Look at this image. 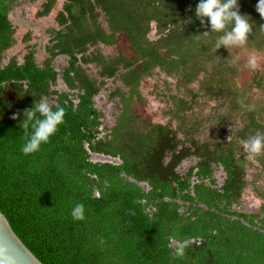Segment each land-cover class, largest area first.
I'll list each match as a JSON object with an SVG mask.
<instances>
[{
	"label": "trees",
	"instance_id": "trees-1",
	"mask_svg": "<svg viewBox=\"0 0 264 264\" xmlns=\"http://www.w3.org/2000/svg\"><path fill=\"white\" fill-rule=\"evenodd\" d=\"M15 1L0 0V213L29 252L41 264H264V196L245 189L241 147L225 139L221 126L200 139V129L184 122L192 104L182 98L170 97L158 123L138 124L131 108L143 102L138 85L154 70L179 78L183 87L198 83L197 91L209 98L219 97L236 71L225 48L214 47L219 34L194 38L210 32L207 19L202 27L195 16L199 0H64L54 14L57 29L44 43L42 66L31 51L20 63L10 58L2 64L13 44L8 13ZM258 2L238 0L240 14L254 25L244 47L257 52L264 50ZM52 6L46 0L37 14L46 15ZM118 33L132 53L129 59L106 58L97 48L86 54L97 44L113 45ZM56 55L66 56L60 79L70 95L51 90L55 72L49 64ZM89 64L101 79L120 84L109 93L120 111L108 148L94 140L99 115L92 99L101 83L86 74L82 66ZM187 92L192 99L193 90ZM41 96L53 110L64 109V122L26 156L19 125ZM17 112L19 118L10 119ZM255 113L239 119V142L264 133V119ZM87 152L116 156L119 163L90 160ZM255 160L264 169V153ZM180 163L189 166L178 175ZM136 182H145L148 193ZM256 199L262 217L240 211L241 201ZM77 203L85 206L83 221L71 217ZM170 236L193 239L184 257L173 256Z\"/></svg>",
	"mask_w": 264,
	"mask_h": 264
},
{
	"label": "rangeland",
	"instance_id": "rangeland-1",
	"mask_svg": "<svg viewBox=\"0 0 264 264\" xmlns=\"http://www.w3.org/2000/svg\"><path fill=\"white\" fill-rule=\"evenodd\" d=\"M45 1L16 0L11 5L8 20L13 28V44L3 52L2 64H5L10 58H14L15 61L20 63L22 55L27 51H31L34 62L38 66H42V63L47 58L44 43L49 39L50 32L57 29L54 23V14L57 10H60L64 0H53V6L49 13L40 16L37 13L41 11L42 4ZM99 20L102 27L105 28L102 18ZM152 34L148 35L151 41L153 40ZM90 48H97L106 58L121 55L129 59L132 55L121 33L116 34L115 41L111 46L97 44ZM225 53L230 57L229 65L235 67L236 71L229 75L225 87L221 85L223 89L218 94L219 97L216 98L205 96L202 90L197 91L199 85L196 82L183 87L179 78L167 77L157 70H154L149 77H143L138 85V91L143 102L141 104L132 102L131 105L133 115L137 117L138 124L144 122H162V118L166 117L167 101L170 102V97L176 96L192 104L191 110L184 112V122L187 126H196L200 129V132L197 134L200 139L207 135L206 133H212L211 135H213L214 130L221 126L224 136H226L225 139L227 138L228 140L230 136L229 142L233 141L235 146L239 145L242 149L241 141L239 142L235 139V133L240 127L239 119L248 117L250 110L247 106H254L251 111H255L264 119V50L257 52L252 49L248 50L243 46L230 50L225 49ZM251 56L257 58L258 67L255 70L246 67L247 61ZM234 58H238L235 65L231 63ZM66 60V56L58 55L51 60L50 64L53 69L61 72L66 66ZM93 67L92 65H88L85 70L90 78H96V68ZM231 75L233 76L230 77ZM198 78L199 84H202L201 87L203 89L206 88L207 84L203 81V78ZM117 87L120 88V84L117 81L105 80L98 94L92 100L94 108L100 112V123L107 129L110 128L113 123L112 121L117 118L116 116L120 111L116 99L108 97L109 91ZM188 89L194 92L192 99H190L191 95L187 92ZM51 90L57 93L67 92L69 95L72 92L64 87L59 77ZM218 121H221L219 125L217 124ZM170 124L174 125L172 121H170ZM244 127L245 125L241 126V130ZM241 149H239L238 154L241 153L244 159V174L247 178V187L245 189L251 188L252 190L256 188V192H261L264 196V169H259L256 160L249 161L244 156L246 154L243 149ZM187 166H189V163L181 164L182 168ZM243 198H247L246 191ZM258 206L259 201L257 199L252 202L241 201L239 209L243 213L256 214L260 218L262 214H259Z\"/></svg>",
	"mask_w": 264,
	"mask_h": 264
},
{
	"label": "clouds",
	"instance_id": "clouds-1",
	"mask_svg": "<svg viewBox=\"0 0 264 264\" xmlns=\"http://www.w3.org/2000/svg\"><path fill=\"white\" fill-rule=\"evenodd\" d=\"M261 21H264V0H259L255 7ZM195 16L200 21L201 26L205 25V18L210 25V32L204 31L200 35L194 36L197 40L200 37H207L211 33L219 34L215 40V49L218 50L224 47L227 50L243 47L248 41L249 35L253 31V24L250 23L248 15H241L238 5V0H199L195 8ZM259 32L264 35V23L259 25ZM238 58H234L231 63L235 65ZM246 67L255 70L258 67L257 58L251 56L246 64ZM242 103V102H241ZM47 96H41L33 106L25 109L23 112V120L20 123V128L24 131V143L21 145V152L24 155H31L38 152L41 145L47 144L50 138L57 132L58 127L64 122L65 111L62 107H55ZM249 110L254 106H247ZM20 113H14L10 119L17 120ZM230 136L228 137V140ZM246 158L249 161H255L256 157L264 153V133L256 132L247 139L241 142ZM90 160H99L106 162L104 157L107 155L90 153ZM113 164L119 163L117 157H110ZM135 182V181H134ZM139 187L147 184L136 182ZM140 184V185H139ZM97 196L96 192L93 193ZM71 217L74 221H83L85 219V206L83 203H77L71 210ZM170 246L173 248V256L182 258L185 256L186 249L190 246L189 238H178L170 236ZM99 243L103 245L105 240L99 238ZM6 255V249L0 247V257Z\"/></svg>",
	"mask_w": 264,
	"mask_h": 264
},
{
	"label": "water",
	"instance_id": "water-1",
	"mask_svg": "<svg viewBox=\"0 0 264 264\" xmlns=\"http://www.w3.org/2000/svg\"><path fill=\"white\" fill-rule=\"evenodd\" d=\"M111 162L110 157H104ZM193 242V239H190ZM0 247L6 249V255L0 257V264H41L13 233L8 222L0 213Z\"/></svg>",
	"mask_w": 264,
	"mask_h": 264
},
{
	"label": "flooded vegetation",
	"instance_id": "flooded-vegetation-1",
	"mask_svg": "<svg viewBox=\"0 0 264 264\" xmlns=\"http://www.w3.org/2000/svg\"><path fill=\"white\" fill-rule=\"evenodd\" d=\"M49 13V12H48ZM41 16V15H40ZM44 16V15H43ZM93 47V46H92ZM96 48H90L89 50H87L86 51V54H88V53H90L91 54V51H93V50H95ZM56 56H58V55H56ZM55 56V57H56ZM80 55H78V57H79ZM50 65V67L53 69V67H52V65L51 64H49ZM90 66L92 65V66H94L93 64H89ZM88 66V65H87ZM87 66L85 65V66H82L83 67V69L84 70H86V68H87ZM92 68V67H91ZM94 68V67H93ZM97 70V69H96ZM53 71L55 72V82H56V80H57V78L59 77H61V73H62V71L61 72H58V71H56L55 69H53ZM96 74V78H92V79H94L97 83L99 82V83H101V85L98 87V89H97V91H96V94H95V96L98 94V92H99V90H100V88L103 86V84H104V81L105 80H107V79H101L100 78V76H98V74L97 73H95ZM94 74V75H95ZM89 77V76H88ZM61 80V79H60ZM109 80H111V79H109ZM62 81V80H61ZM112 81V80H111ZM113 81H117V80H113ZM118 82V81H117ZM64 85V84H63ZM114 90V89H113ZM111 91H109V93H110ZM108 93V97L110 98V94ZM94 98V97H93ZM110 99H114V98H110ZM116 99V98H115ZM93 100V99H92ZM76 102H77V100H76ZM75 102V103H76ZM92 103H93V101H92ZM92 106H93V108H94V104H92ZM95 109V108H94ZM97 112H98V115H99V117L97 118V125H96V127L97 128H95L96 129V132H95V137H94V140L96 141V143L98 142V144L99 145H105L104 147H107L108 148V146H107V144H108V140H109V138H110V129H111V127H113V125H114V122H115V119L112 121L113 123H112V125L110 126V128H106V127H104V125H102L101 123H100V112H99V110H97V109H95ZM118 115H119V113H118ZM117 115V116H118ZM116 116V117H117ZM116 157V156H115ZM175 171H176V173L178 174V175H180L183 171H182V167H181V163L178 165V167L175 169ZM138 183V182H137ZM141 183H145V182H141ZM146 184V183H145ZM222 183H221V181L219 182V185H221ZM140 185V184H139ZM146 187V189H144L146 192L145 193H148V191H149V187H147V186H145ZM180 212H182V210L180 209L179 210Z\"/></svg>",
	"mask_w": 264,
	"mask_h": 264
}]
</instances>
